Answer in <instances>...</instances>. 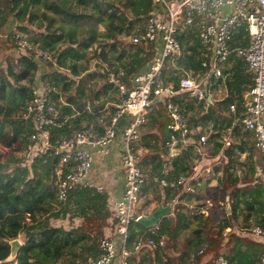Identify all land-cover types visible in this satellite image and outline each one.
<instances>
[{
	"label": "trees",
	"instance_id": "1",
	"mask_svg": "<svg viewBox=\"0 0 264 264\" xmlns=\"http://www.w3.org/2000/svg\"><path fill=\"white\" fill-rule=\"evenodd\" d=\"M105 1L107 0L0 2V32L7 33L11 39L15 31L21 33L27 36L34 47L51 54L52 57L51 62L38 60L33 54L18 48L20 52L6 59V68L0 72V145L8 149L26 147L28 137L32 133V124L21 119L20 115L32 98L34 87L46 83L55 85L60 94L58 93L54 100L61 115L68 116L77 127L88 125L96 116L88 111L87 107L90 106L93 113L101 110L107 100L99 104L100 97L114 90L111 85L105 84L102 90L89 93L90 85L87 80L93 78L89 64L95 60L108 63L107 65L112 67L107 57L109 53H113L120 62V68L114 71L116 74L123 73L124 82L129 86L130 77L146 70L153 58L158 55L159 50H155L154 46L129 44L125 47L118 41V37L129 32L134 26L143 25L154 9L153 0H122L125 10L132 14L131 17L126 16L122 20L116 15L120 10ZM41 14H45L44 19L41 18ZM36 25L37 28L34 29ZM179 37L183 44L180 63L175 66L167 64L163 70L165 84L172 83L177 90L180 79L176 76L177 67L187 71L195 70L201 73L205 71L200 64L202 48L198 32L186 31ZM242 39L241 33L236 34L234 46L240 45ZM100 42H106V46L98 47L97 44ZM7 44V41L1 44L0 39L2 50ZM95 45L97 50L91 52L90 49ZM230 58H234L236 64H240L242 69L240 71H243L245 63L234 54ZM53 61L62 71L69 70L72 77L65 75L64 72L55 71ZM94 74L97 77L101 76L100 73ZM218 85H214L211 90L217 91ZM174 102L188 118L192 131L201 126L214 124L208 144L214 146L212 155L218 153L223 148L218 125L223 118V107L229 105L230 101L216 104L209 102L208 97L198 101L190 93L179 92ZM243 105L242 99L239 107L241 111ZM77 112L80 115L77 116ZM170 122L165 104L160 101L152 109L142 133L141 142L152 152L142 165L144 170L150 172L153 181L154 178L163 176L164 166L168 162L166 143L170 140L168 130ZM63 133L65 131L57 130L54 138ZM201 136V133L193 134L196 140ZM193 151V146L186 147L182 156H177L173 160L174 176L190 170ZM56 163V159L44 157L37 160L32 169H29L23 167L21 160H17L16 157L4 161L0 155V264H61L63 260H67L68 264H83L89 257L97 256L100 241L105 237V228L110 226L111 214L107 209V197L91 189H78L71 193L66 204H60L52 179ZM237 192H241L239 180L225 177L212 190V199L216 203H224L227 197ZM165 194L174 198L170 190H165ZM56 208L59 210L56 211ZM51 213L54 219L72 217L71 220L81 219L82 224L78 227L74 223H70L69 227H55L49 219L44 220L40 217ZM186 217L187 214L181 212L172 219L163 220L158 226V235L155 236L156 240L161 236H168L167 249L172 248L175 254L178 253L175 242L180 236L182 219ZM224 229L225 227L220 225L219 234L207 240L208 247L224 246L221 239ZM145 232L146 227L141 222L133 224L130 229L129 247ZM20 239L23 240L22 246L13 256L11 243L21 241ZM243 240L236 241L239 249L233 259L229 258V264L254 263L246 260L245 254L241 253L240 247L245 244ZM203 245V242L195 244L198 249ZM209 250L207 248L205 254ZM148 255L158 264H181L180 257L175 255L168 257L159 249L148 252Z\"/></svg>",
	"mask_w": 264,
	"mask_h": 264
},
{
	"label": "built area",
	"instance_id": "2",
	"mask_svg": "<svg viewBox=\"0 0 264 264\" xmlns=\"http://www.w3.org/2000/svg\"><path fill=\"white\" fill-rule=\"evenodd\" d=\"M153 2L154 9L143 25L138 24L119 37L135 46H154L155 50L158 49L159 53L149 67L131 76L128 86L123 73L116 74L106 64L96 61L103 79L117 92V102L111 108L105 106L93 113L88 106L87 110L96 119L77 127L57 108L54 98L60 94L58 88L46 83L32 89V98L20 115L21 119L32 124V133L20 158L21 165L32 169L31 164L44 157L56 159L52 179L60 204H66L71 193L78 189H91L107 197V209L111 214L109 233L101 239L97 256L89 257L83 264H130L133 254L166 249L163 237L155 239L158 227L140 236L130 247L128 244L131 227L147 219L150 209L148 206L140 210L142 193L149 181L142 162L152 155L151 149L141 142L143 130L155 104L162 101L171 120L168 126L170 140L166 143L169 164L163 176L154 178V182L164 190L196 194L200 181L213 173L212 167L201 165V159L207 158L209 137L202 135L196 143L193 141L194 132L174 99L177 93L187 92L198 101L205 100L215 85L214 81L221 80L223 84V65L233 54L245 63L247 72L253 75L254 84L250 91L253 101H244L240 123L252 133L264 162V0ZM195 30L202 48L200 64L205 71L201 73L177 67L176 76L180 78L177 90L174 84H165L163 70L167 64L175 66L180 63L183 44L179 36ZM238 33L243 39L240 45L234 46ZM12 37L17 48L33 54L38 60L51 62V54L34 47L26 36L15 31ZM94 50H97V45L90 49L91 52ZM53 68L55 71L60 69L57 64ZM230 110L235 113L237 107L233 105ZM122 119L126 123L116 134L114 130ZM57 130L65 133L54 138ZM189 146L194 147L199 158L188 172L174 176L172 162L177 156H182ZM221 150L219 158L223 159V148ZM112 156L117 159L123 178L120 198L91 178L95 164L104 163ZM251 233L257 238H264V229L259 227L253 228ZM206 251L207 246L203 245L190 256L189 261L195 263ZM229 263L223 254L215 260V264ZM257 264H264V253Z\"/></svg>",
	"mask_w": 264,
	"mask_h": 264
},
{
	"label": "crops",
	"instance_id": "3",
	"mask_svg": "<svg viewBox=\"0 0 264 264\" xmlns=\"http://www.w3.org/2000/svg\"><path fill=\"white\" fill-rule=\"evenodd\" d=\"M234 62L235 59L230 58L223 65V84L221 80L214 81V84H219L220 88L217 91L210 90L208 93V101L211 103L230 101L229 105L223 107V118L218 125V128L221 129L219 139L223 145V159L219 158L222 150L212 155L214 146L208 144L207 158L201 159V165L212 167L213 173L200 181L196 194L188 195L172 191L174 198L167 197L165 190L161 189L151 177L142 193L140 210L150 206L148 219L157 210L170 209L169 215L160 217L154 227L144 225L145 233L158 227L163 220L172 219L178 213L187 214V217L182 219L180 236L175 242L178 253L175 254V250L172 248L167 249V246L162 250L168 257L173 255L180 257L181 264H215L216 258L221 254L228 259H233L239 249V244H236L238 239H244L245 244L240 247L241 253L245 254L246 260L253 261V264H257L258 258L264 253V238H257L251 233L255 227L264 229V162L255 146L252 133L246 131L240 123L243 111L239 108L241 100L245 101L247 95L250 94L254 81L253 75L247 72L246 66L243 71H240L242 70L240 64ZM232 101L234 102L232 103ZM233 105L238 107L235 113L230 110ZM213 127L214 124H211L205 129L213 134ZM205 135L209 137L207 134ZM193 141L196 143L198 139H193ZM193 154L198 157L195 150ZM167 163L164 169L167 168ZM225 177L227 179L234 177L239 180L241 192L227 197L224 203H216L212 199V190ZM91 178L95 183L106 186L116 198H120L123 178L122 173L118 170L115 156L105 160L104 163L95 164ZM144 200L146 203H143ZM199 207L201 208L198 209ZM81 224V219L75 220L76 227ZM220 225L225 227L221 235L224 246L221 245L220 248L215 245L208 247L207 240L213 239L217 233L219 234ZM109 230L110 226L105 228V236ZM161 237L166 240L167 244L169 237ZM197 242H203L210 250L195 263H191L190 256L200 250L195 246ZM130 264L158 263L148 255V252H142L133 254Z\"/></svg>",
	"mask_w": 264,
	"mask_h": 264
},
{
	"label": "rangeland",
	"instance_id": "4",
	"mask_svg": "<svg viewBox=\"0 0 264 264\" xmlns=\"http://www.w3.org/2000/svg\"><path fill=\"white\" fill-rule=\"evenodd\" d=\"M109 4H113L115 6V8H118L120 10L119 13H116L117 16H119V18L122 20L124 19L126 16L128 17H131L132 14H130L129 10H125V7L123 5V1L122 0H107L105 1ZM104 2V5H106ZM41 18L44 19L45 18V14H41ZM37 28V25L34 27V29ZM16 29V28H15ZM102 31H104L103 28H101ZM1 33V32H0ZM2 34V37L0 38L1 39V44L5 41H7V47H5L4 50H2V48H0V72L2 69L6 68V64H5V61L8 57L14 55V54H17L18 52H20V50H18V48L16 47V44L14 43V40H13V37L12 39L10 38V35H7V33H1ZM21 34V33H19ZM23 35V34H21ZM27 37V36H26ZM29 40V39H28ZM118 41L122 43L123 46H128L130 43L128 41H124V39H120L118 37ZM98 47H105L106 46V42H100V44H97ZM107 49V48H106ZM120 52V51H119ZM118 56V55H117ZM110 61H111V64H112V67H109L106 63V65L108 66V68H110L111 70H118L120 68V62L115 58V56L113 55V53H109L108 54V57H107ZM54 62V61H53ZM55 64V62H54ZM59 68V67H58ZM89 70L92 73L93 75V78H89L87 81H88V85H90V89L89 90V93H95V92H98L100 90H102L101 88L107 84L106 81L103 79V75L101 74V69L99 67V65L96 64V61H92L90 64H89ZM60 73H63L69 77H72L70 71L68 70H64L62 71L61 69L58 70ZM115 72V71H114ZM94 73H100L101 76H98ZM117 93H115L114 90L112 91H109L107 95H104V96H101L100 99H99V104H102V102L104 100H107V103L104 105L105 106H108L110 107L111 105H113L115 102H117ZM111 108V107H110ZM188 119V118H187ZM147 130V129H146ZM221 130V129H220ZM194 134H198V133H201L202 135H205L207 134L209 137H211V133H209V131L207 132V130L205 129V127H200L198 128L197 130H194L193 131ZM206 136V135H205ZM207 137V136H206ZM208 138V137H207ZM195 139V138H194ZM196 140V139H195ZM24 150L25 148L23 147H16V148H12V149H8V148H5L3 145H0V155L3 156V160L6 161L8 159H10L11 157H16L17 160H20L21 156L23 155L24 153ZM198 159V157H196L195 155L192 156V158L190 159V166L192 164L195 163V161ZM33 166V164H31L30 168ZM145 173L147 175L148 178H150V172L145 170ZM153 190L155 191V188H153ZM146 200L143 201V203H146L145 202ZM149 202V201H148ZM201 207H199L198 209H200ZM59 209L56 208V211H58ZM55 211V212H56ZM53 213L49 214V215H40V217L44 220H50L51 224L55 227H61V226H65V227H68L70 223H75V219L76 218H73L72 220L70 218H62V219H54L52 217ZM72 215V214H70ZM74 220V221H73ZM21 240V239H20ZM21 243L23 242V240L20 241ZM61 264H68L67 263V260H63L61 262Z\"/></svg>",
	"mask_w": 264,
	"mask_h": 264
},
{
	"label": "water",
	"instance_id": "5",
	"mask_svg": "<svg viewBox=\"0 0 264 264\" xmlns=\"http://www.w3.org/2000/svg\"><path fill=\"white\" fill-rule=\"evenodd\" d=\"M246 100L252 102L253 96L251 94H248ZM125 123H126L125 119L120 120V122L118 123V125L114 130L116 134L119 133L120 128L124 126ZM169 212L170 209L168 208L157 210L149 219L147 218L148 220L147 219L142 220L141 223L147 227H154L155 224H157V222L159 221L160 217L168 216ZM11 246H12V255L15 256L19 252L22 243L19 240H16L11 243Z\"/></svg>",
	"mask_w": 264,
	"mask_h": 264
}]
</instances>
